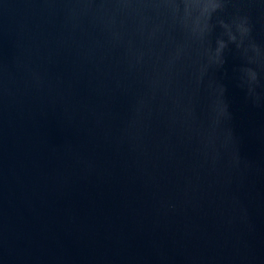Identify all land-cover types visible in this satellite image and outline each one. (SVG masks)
<instances>
[{"label": "water", "instance_id": "95a60500", "mask_svg": "<svg viewBox=\"0 0 264 264\" xmlns=\"http://www.w3.org/2000/svg\"><path fill=\"white\" fill-rule=\"evenodd\" d=\"M0 264H264V0H0Z\"/></svg>", "mask_w": 264, "mask_h": 264}, {"label": "clouds", "instance_id": "9594fccd", "mask_svg": "<svg viewBox=\"0 0 264 264\" xmlns=\"http://www.w3.org/2000/svg\"><path fill=\"white\" fill-rule=\"evenodd\" d=\"M238 30L241 32V33H245L247 32V29L246 27H244L243 24L239 25L238 26ZM230 38L234 39L235 37L234 36H231ZM221 46H223V42H220Z\"/></svg>", "mask_w": 264, "mask_h": 264}]
</instances>
